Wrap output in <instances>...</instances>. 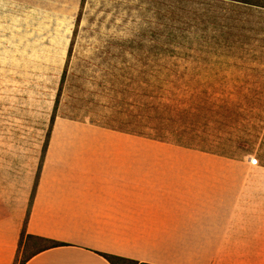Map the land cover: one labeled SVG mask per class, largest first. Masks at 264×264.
Masks as SVG:
<instances>
[{
    "label": "rangeland",
    "instance_id": "1",
    "mask_svg": "<svg viewBox=\"0 0 264 264\" xmlns=\"http://www.w3.org/2000/svg\"><path fill=\"white\" fill-rule=\"evenodd\" d=\"M220 11L209 0H0V195L20 199L62 78L58 117L148 135L162 127L206 143L237 135L258 136L260 143L263 133L250 128L262 125L251 118L257 110H238L235 130L229 127L232 114L187 108L205 98L214 106L264 108V82L253 73L264 71V62L253 60L264 55L263 36L242 46L235 38H213L209 19ZM255 18L261 16L253 18L254 27L264 24ZM220 56L235 64L230 73L229 67L212 68ZM184 91L242 93L198 94L188 102ZM159 100L171 106L169 121L155 118ZM259 143L251 154L227 160L262 167Z\"/></svg>",
    "mask_w": 264,
    "mask_h": 264
},
{
    "label": "crops",
    "instance_id": "2",
    "mask_svg": "<svg viewBox=\"0 0 264 264\" xmlns=\"http://www.w3.org/2000/svg\"><path fill=\"white\" fill-rule=\"evenodd\" d=\"M39 157L18 201L0 195V264L15 260ZM26 234L61 246L25 264H264V167L57 117Z\"/></svg>",
    "mask_w": 264,
    "mask_h": 264
},
{
    "label": "trees",
    "instance_id": "3",
    "mask_svg": "<svg viewBox=\"0 0 264 264\" xmlns=\"http://www.w3.org/2000/svg\"><path fill=\"white\" fill-rule=\"evenodd\" d=\"M209 2L214 6H218V8H220L221 10L220 12H213L209 19V23H211L213 27L216 28L215 30H213V32L216 33L213 36V38H218V39L222 38V40L224 41H229L230 38H235L234 42L237 44H240L241 46L242 44H251L252 41L255 40V37L261 34L264 39V24H260V26L254 27V20H253L256 14H259L261 16V18H255L256 21H261L262 19H264V0H209ZM224 10L226 12L223 14ZM205 30H206V27H205ZM220 59L225 62L221 63L222 61ZM220 59L219 58L214 59L215 61H218L214 63L216 65H213L214 67H212L214 68V71H217L220 67L225 66V67H229V73H230V68L232 66L235 67V64L230 65L229 64L230 62H228L227 60H224L226 58L223 56H220ZM253 60L257 62H261V61L264 62V55L263 56L261 55V57L259 58H255V59L253 58ZM233 63H236V62H233ZM259 66L261 67V64H259L257 67ZM262 67H264V65H262ZM253 73L258 76L259 83L264 82V71H261V73L260 72H253ZM202 76L205 77V74L202 73ZM224 77L226 78V76ZM240 77L243 78V76H240ZM62 86H63V78L60 84L59 91L57 93V97H56V100H55V103L52 109L50 119H49L48 128H47V131L44 137V142L41 147L39 162H38V166L36 169L35 178L33 181L32 191H31L29 201H28V207H27L23 227L20 233V239L18 243L16 257H15L13 264H25L35 255L45 250L61 246V244L59 243L49 241L46 239H42V238L33 237V236L26 234V225L29 219L30 210L32 207L35 193H36V189H37L38 181L40 178L41 170L43 167L45 154H46L48 144L50 141L52 129H53L55 120L58 117L57 112H58V106H59V101L61 97ZM251 92H254V91H250L249 93ZM258 92L262 93L263 91H258ZM147 93L148 95L152 94L151 92H147ZM183 93L190 94V96L188 97V102H190L191 98L193 96L195 97V95H198V94L202 95L204 98L206 97V95L208 96V94H210L209 96H213L216 94H238L242 92H237V91H233V92H228V91L227 92L225 91L186 92L184 91ZM184 98H187V96H184ZM159 101H160L159 102L160 109L157 110L156 108H154L153 110L154 112L159 113V115H156L155 118H157L159 121L160 120L169 121V118H167V113L171 111V106L168 104H164L165 103L164 100H159ZM208 102H209L208 98L199 99V101L195 100V101H192L191 103L192 104L197 103V104L194 107L188 106L187 108L193 111V110H201L202 108L206 107L209 112H216V113L224 112L227 116H230V114H232L233 118H229L230 119L229 127H232V129H235V130L238 129L236 126L237 125L236 116H239L238 110H240L241 112L247 109H249L247 110L249 112L250 110L259 111L260 112L259 114H253L251 118H253V116L258 117L257 118L258 121L256 123L262 124V125L259 127V130H258V127H256V125L254 124L250 128H252L254 131L256 129L257 132L263 133L260 143L258 140V136H256V139L254 138V140H250V139H243L239 135L233 138L222 139V140L219 139V142H216V143H212V142L206 143V140L199 139L196 134L189 135L184 132L175 133L173 132V130L168 131L162 127L153 128L154 131L156 132L155 135H148L143 132H135L132 130L125 131L123 130V128L114 127V126L106 127L104 129L116 131V132H120V133H124L128 135H133L136 137H141V138L149 139L152 141L166 143V144H170L172 146H176V147L183 148L186 150L198 151L204 154L214 155V156H218V157H222L226 159H237L236 154L238 153H242L244 155L251 154L252 145L254 143H259L257 147L258 152L262 149V147L264 146V120L261 117V115L263 113V117H264V108H261V107H247V108L233 107V108H230V107H224L221 105L214 106L212 103H208ZM146 105H148L147 106L148 111L152 110L149 107V102ZM233 110L237 112H234ZM225 114H222V115H225ZM69 120H72V119H69ZM242 129H245V128H242ZM164 131L168 132V134H171L172 136L171 137L165 136ZM192 131H194L193 128H192ZM232 142H233V145H231ZM259 158L261 162L260 165L264 167V164H262L264 163V154L260 155ZM102 257H104L110 264H118V263L136 264L134 262L118 259L112 256L102 255Z\"/></svg>",
    "mask_w": 264,
    "mask_h": 264
}]
</instances>
